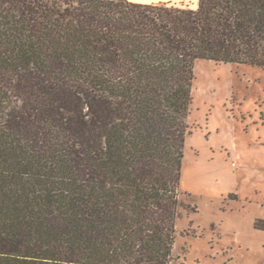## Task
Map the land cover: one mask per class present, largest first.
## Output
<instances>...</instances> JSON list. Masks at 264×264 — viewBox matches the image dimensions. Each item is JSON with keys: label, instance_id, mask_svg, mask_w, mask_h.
Returning <instances> with one entry per match:
<instances>
[{"label": "trees", "instance_id": "1", "mask_svg": "<svg viewBox=\"0 0 264 264\" xmlns=\"http://www.w3.org/2000/svg\"><path fill=\"white\" fill-rule=\"evenodd\" d=\"M198 60L264 68V0H0V264H182Z\"/></svg>", "mask_w": 264, "mask_h": 264}, {"label": "rangeland", "instance_id": "2", "mask_svg": "<svg viewBox=\"0 0 264 264\" xmlns=\"http://www.w3.org/2000/svg\"><path fill=\"white\" fill-rule=\"evenodd\" d=\"M193 95L174 254L264 264V68L198 60Z\"/></svg>", "mask_w": 264, "mask_h": 264}, {"label": "crops", "instance_id": "3", "mask_svg": "<svg viewBox=\"0 0 264 264\" xmlns=\"http://www.w3.org/2000/svg\"><path fill=\"white\" fill-rule=\"evenodd\" d=\"M133 2H138V3H144V4H152V3H160V2H168L171 4H175V5H183V3H189L191 1L189 0H130ZM196 2H198V0H195ZM198 5V3H196V6Z\"/></svg>", "mask_w": 264, "mask_h": 264}]
</instances>
